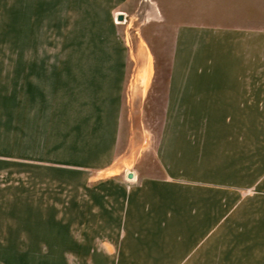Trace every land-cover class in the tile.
<instances>
[{
	"label": "rangeland",
	"instance_id": "374dc122",
	"mask_svg": "<svg viewBox=\"0 0 264 264\" xmlns=\"http://www.w3.org/2000/svg\"><path fill=\"white\" fill-rule=\"evenodd\" d=\"M220 1L236 8L231 21L264 29V0ZM159 15L149 0H0V264H264V114L161 115L153 80L172 37L152 35ZM99 63L123 78V147H160L172 176L196 178L132 184L102 172V117L83 91ZM26 82L46 89L30 98ZM209 187L218 236L190 242L199 237L180 226L195 204H214L195 191ZM140 224L156 225L152 242L136 241ZM115 234L125 241L102 242Z\"/></svg>",
	"mask_w": 264,
	"mask_h": 264
},
{
	"label": "crops",
	"instance_id": "0c3cea01",
	"mask_svg": "<svg viewBox=\"0 0 264 264\" xmlns=\"http://www.w3.org/2000/svg\"><path fill=\"white\" fill-rule=\"evenodd\" d=\"M149 1L156 5L160 13L159 20L162 22V25L157 28L159 31L152 35L172 37L167 52L163 51L159 54L161 50L158 49L160 63H156L153 80L156 97L157 99L160 97L161 100V115L264 114V79H262L264 77V29L231 21L237 17L228 15L227 12H233L236 8L225 1ZM206 36H232L243 37V39L233 40L234 42H229L225 46L210 45L208 41L203 47L204 43L199 37ZM224 60L226 63H223ZM86 66L88 68L86 77L90 78L89 66ZM110 66L109 63H99L96 66L97 73L93 78L92 88L88 85L83 90L88 93L89 106L91 104L95 108L93 114L102 117L99 120L102 128L93 131L95 137L102 138V172L119 168L132 184L165 183L172 179L186 180L187 176L182 174L172 176L160 147L151 151L152 153H140V146L132 143V137L127 147H123V135L119 125L123 78L114 76ZM224 72L229 75H222ZM35 73L37 74V72L32 74L35 75ZM43 87L40 91L37 83L26 82L24 90L29 93L30 98H37V95L46 89L44 85ZM162 138H164L163 134ZM95 142L97 143L92 145L94 148L98 146L99 139ZM111 156L113 159L117 157L121 164H131L134 167L129 170L124 167H114L116 162H112ZM129 173L133 174L132 179H128ZM137 191L138 189H131L129 192ZM195 191L202 196L209 195L211 202H213L212 197H215L214 204H195L194 212L190 211V214L184 217L186 223L180 227L185 230L184 236L192 237L194 234L199 237L197 240H189L190 242H210L208 238L218 236V189L209 187L198 188ZM113 192H115L114 195L111 194L110 189H102L103 201L106 202V198L112 196L114 197L108 198L110 200L107 202L116 200L117 191ZM148 206L145 205V207ZM192 213L194 216L191 215ZM114 226L117 228L116 225ZM155 227L156 225L140 224L138 228L145 229L141 230L136 241L152 242V239H149L150 230ZM157 227L165 226L162 224ZM190 228H193L194 232L190 231ZM124 241L123 235L115 234L111 238L105 237L102 242L109 245Z\"/></svg>",
	"mask_w": 264,
	"mask_h": 264
},
{
	"label": "water",
	"instance_id": "95a60500",
	"mask_svg": "<svg viewBox=\"0 0 264 264\" xmlns=\"http://www.w3.org/2000/svg\"><path fill=\"white\" fill-rule=\"evenodd\" d=\"M116 19H117V21L122 22V21H124V15L119 14V15L116 16ZM132 178H133V174L129 173L128 174V179H132Z\"/></svg>",
	"mask_w": 264,
	"mask_h": 264
}]
</instances>
